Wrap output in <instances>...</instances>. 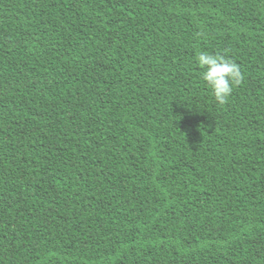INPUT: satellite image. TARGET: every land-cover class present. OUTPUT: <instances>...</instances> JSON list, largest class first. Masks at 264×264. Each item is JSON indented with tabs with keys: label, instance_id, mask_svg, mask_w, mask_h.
Segmentation results:
<instances>
[{
	"label": "trees",
	"instance_id": "1",
	"mask_svg": "<svg viewBox=\"0 0 264 264\" xmlns=\"http://www.w3.org/2000/svg\"><path fill=\"white\" fill-rule=\"evenodd\" d=\"M0 264H264V0H0Z\"/></svg>",
	"mask_w": 264,
	"mask_h": 264
},
{
	"label": "clouds",
	"instance_id": "2",
	"mask_svg": "<svg viewBox=\"0 0 264 264\" xmlns=\"http://www.w3.org/2000/svg\"><path fill=\"white\" fill-rule=\"evenodd\" d=\"M198 66L205 70L202 79L211 89L216 103L223 107L235 88L242 86L244 75L239 66L224 55L202 53L197 57Z\"/></svg>",
	"mask_w": 264,
	"mask_h": 264
}]
</instances>
